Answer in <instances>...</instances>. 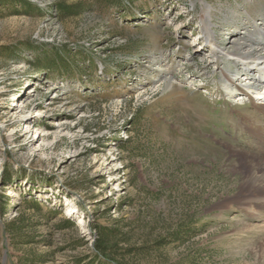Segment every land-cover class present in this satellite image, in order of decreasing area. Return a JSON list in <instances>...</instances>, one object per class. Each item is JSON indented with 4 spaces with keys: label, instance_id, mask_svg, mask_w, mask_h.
I'll return each instance as SVG.
<instances>
[{
    "label": "rangeland",
    "instance_id": "obj_1",
    "mask_svg": "<svg viewBox=\"0 0 264 264\" xmlns=\"http://www.w3.org/2000/svg\"><path fill=\"white\" fill-rule=\"evenodd\" d=\"M6 1L0 264H264L243 164L264 154L262 117L202 23L227 47L264 0Z\"/></svg>",
    "mask_w": 264,
    "mask_h": 264
},
{
    "label": "bare ground",
    "instance_id": "obj_2",
    "mask_svg": "<svg viewBox=\"0 0 264 264\" xmlns=\"http://www.w3.org/2000/svg\"><path fill=\"white\" fill-rule=\"evenodd\" d=\"M206 10L207 16H210L211 7L206 6ZM202 23L206 26L205 38L211 49L212 63L221 60L223 64L226 62L227 68H230V70L223 69L222 74L220 73L229 85L225 86L226 89L239 90L240 95L249 98L256 111L261 114L262 119H252L251 123L259 136L258 139L264 143V23L255 22L252 28H245L237 38L229 40L227 47L217 45V39L209 31L208 19L203 20ZM232 68L236 71H231ZM243 164L246 165L244 173L251 182L252 190L248 191L249 197L264 204V154L245 155ZM71 213L68 209L64 214L69 216ZM82 223L84 222L79 226Z\"/></svg>",
    "mask_w": 264,
    "mask_h": 264
},
{
    "label": "trees",
    "instance_id": "obj_3",
    "mask_svg": "<svg viewBox=\"0 0 264 264\" xmlns=\"http://www.w3.org/2000/svg\"><path fill=\"white\" fill-rule=\"evenodd\" d=\"M3 2H0V4H2L4 7H7L9 5V3H7L6 0H2ZM111 3L115 4V5H120L122 2H124V0H109ZM21 4L23 5H27L25 1H21ZM56 64H59L61 62L56 61ZM53 67V66H52ZM35 207L39 208L40 206L36 203ZM3 214L5 213V209L2 210ZM66 225H72L74 226L75 224L71 221H66ZM92 229L95 230V234L97 235V240L95 242V251L96 254L99 256H103V257H108L109 256V252H110V246H109V239H110V234H109V229L104 228V227H100V226H94L92 227Z\"/></svg>",
    "mask_w": 264,
    "mask_h": 264
}]
</instances>
